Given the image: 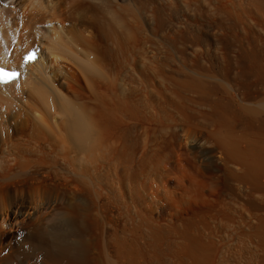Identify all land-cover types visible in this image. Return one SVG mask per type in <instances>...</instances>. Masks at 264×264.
<instances>
[{
  "label": "bare ground",
  "instance_id": "6f19581e",
  "mask_svg": "<svg viewBox=\"0 0 264 264\" xmlns=\"http://www.w3.org/2000/svg\"><path fill=\"white\" fill-rule=\"evenodd\" d=\"M224 4L0 0V264H264V0Z\"/></svg>",
  "mask_w": 264,
  "mask_h": 264
},
{
  "label": "rangeland",
  "instance_id": "374dc122",
  "mask_svg": "<svg viewBox=\"0 0 264 264\" xmlns=\"http://www.w3.org/2000/svg\"><path fill=\"white\" fill-rule=\"evenodd\" d=\"M222 1V4H224V3H226V4H228V6H230L231 7V3L233 4V2H236L237 1V3H239V2H243V1H246V0H221ZM226 4H224V5H226ZM253 16V17H252ZM252 17V18H251ZM255 17H256V15L255 14H251V16L249 17V18H251V19H249L250 20V22L252 21V23L254 22V21H256V19H255ZM198 19H196V20H194L193 22L192 21H176V25H178V26H181L182 27V25H183V23H185V25H183V26H186L187 24L186 23H190V22H192L191 23V25H199V24H201V22H204V24H205V22L207 23H209V22H211L210 23V25H212V23H213V20H211V19H209V20H201V19H199L198 20V22H196ZM180 23V24H178V23ZM195 22H196V24H195ZM256 23V22H255ZM193 27V26H192ZM241 27H243V26H240L238 29H235V33H234V36L236 37L237 36V38L238 37H241L242 36V34L243 33H245L244 32V30H242V28ZM194 29V28H193ZM254 31H253V34L254 33H256L257 32V29L256 28H254L253 29ZM256 30V31H255ZM183 31V30H182ZM225 31H227V30H223V32H225ZM230 31V30H229ZM232 31V30H231ZM237 31V32H236ZM167 32H169V35H171V33H173V31H172V29L171 28H169V29H167ZM157 32H155L154 34H152V33H150V35L149 36H144V35H141V37H140V39H139V42L141 43V45H140V43L138 44V45H140L141 46V48L139 49L138 47V49H136V52H135V55L133 56L134 58H135V60H134V63H138L139 62V60H140V56H142V54L141 55H139L140 54V51H142V49H143V51L147 54L148 53V58L150 57V60L152 59V54H150V52H155V50L157 49V47H158V50H156V52L155 53H157L158 51H159V53H157V54H160L159 56H161L163 53L165 54V55H162V56H166V53H165V51H164V48H162V50L161 51H163V52H161L160 50H159V46H161L160 44V41L162 42V44L163 45H165V39H164V37H163V33L162 32H158L159 33V36H158V33L156 34ZM163 35H162V34ZM232 33H233V31H232ZM231 33V34H232ZM204 34V32H201L200 33V35L202 36ZM226 34H228L227 32H226ZM235 34H237V35H235ZM221 35H223L222 34V31H221ZM228 35H230V34H228ZM239 35V36H238ZM256 35H258V33H256ZM142 36L143 37H145V38H142ZM153 36V37H152ZM168 36V35H167ZM163 37V38H162ZM250 37H252V36H250ZM160 38V39H159ZM162 38V39H161ZM145 39V40H144ZM158 39V40H157ZM164 39V40H163ZM143 40V41H142ZM160 40V41H159ZM164 42H163V41ZM145 41V42H144ZM159 41V42H158ZM145 44V46H144V44ZM155 43V44H154ZM157 43H158V45H157ZM160 43V44H159ZM213 45V46H212ZM211 46H209L208 48L207 47H205V46H203V48H201V52L199 51V52H197L196 54H191V58L193 59V57H194V60H196L195 58L196 57H199V58H203V59H208V57L210 58V59H212V61L214 62V63H217L218 62V58L220 59H222V58H224L225 56H224V54L225 53H222V52H225L221 47H217V50L218 51H215L216 50V46H214V43L212 44ZM144 47V48H143ZM207 48V49H206ZM211 48V49H210ZM215 48V49H214ZM221 48V49H220ZM147 49V50H146ZM137 50H138V52H137ZM146 50V51H145ZM150 50V52H148ZM220 51V52H219ZM217 52H219L218 54H217ZM215 54H216V56H215ZM177 55V56H176ZM194 55V56H193ZM202 55V57H200ZM212 55H213V57H212ZM171 58H172V56H174L173 57V59L175 60L176 58H177V60H181L180 59V57H179V55L177 54V53H172L171 55ZM208 56V57H207ZM223 56V57H222ZM137 57H139V60H138V58ZM176 57V58H175ZM207 57V58H206ZM172 59V60H173ZM137 60H138V62H137ZM157 60V59H156ZM175 63H177V61H175ZM173 64L174 66L175 65H180L181 64V61L180 62H178V64ZM180 63V64H179ZM217 65V64H216ZM173 67V66H172ZM177 67V68H176ZM215 67V66H214ZM217 67V68H216ZM215 68L216 69H218V65L216 66ZM140 68V67H139ZM142 68V67H141ZM174 69H178V66H175V67H173ZM219 68H220V66H219ZM230 73H231V75H232V71L230 70L229 71V75H230ZM152 81H153V79H152ZM153 82H155L154 84H156L157 83V80L156 79H154V81ZM262 88H256L253 92H252V94L255 96V95H260V94H262V93H264V89H262ZM147 91H148V95L150 94V89L148 88V90H146V91H144V94H145V92L147 93ZM262 92V93H261ZM256 93V94H255ZM178 123H180V122H178Z\"/></svg>",
  "mask_w": 264,
  "mask_h": 264
},
{
  "label": "snow or ice",
  "instance_id": "6c2138e0",
  "mask_svg": "<svg viewBox=\"0 0 264 264\" xmlns=\"http://www.w3.org/2000/svg\"><path fill=\"white\" fill-rule=\"evenodd\" d=\"M0 75H2V76H4V77H9V78H11V76H14L15 73H11V74H9V73H7V72H4L3 69H0Z\"/></svg>",
  "mask_w": 264,
  "mask_h": 264
}]
</instances>
